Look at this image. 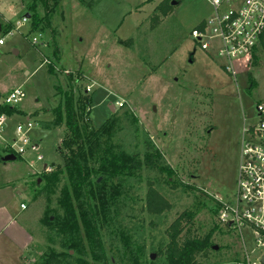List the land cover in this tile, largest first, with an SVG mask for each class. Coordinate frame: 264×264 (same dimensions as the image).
I'll list each match as a JSON object with an SVG mask.
<instances>
[{"label": "rangeland", "instance_id": "rangeland-1", "mask_svg": "<svg viewBox=\"0 0 264 264\" xmlns=\"http://www.w3.org/2000/svg\"><path fill=\"white\" fill-rule=\"evenodd\" d=\"M30 1L0 0L10 23L0 18L5 40L0 47V100L19 87L26 94L0 133V155L13 143L17 125L28 118L29 137L39 146L11 162L7 173L18 180L17 193L23 191L18 209L21 203L26 205L22 218L35 237L30 257L36 262L30 264L42 263L40 257L49 248L63 252L57 238L50 241L54 234L40 225L46 200L36 191L44 185L41 175L46 166L53 170L64 164L59 148L65 124L43 126L54 120L53 110L62 105L57 88L70 91L67 76L76 101L86 94L92 98L82 128L91 123L98 129L117 114L116 143L139 155L157 148L162 163L177 173L178 186L172 188L165 175L143 168L138 178L125 184L116 205H104L103 210L98 204L105 264H135L137 255L142 264H166L168 229L184 212L191 217L181 241L218 228L213 237L216 249L198 256L197 264H240L246 253L256 263L264 247L256 243L251 228L240 232L219 223L220 207L214 198L223 201L236 193L244 121L247 127L255 124L257 107L264 106V52L249 65L245 59L235 61V80L214 50L211 55L202 51L192 31L213 17L208 0H182L165 14L158 8L165 0H47L46 5L38 3L43 23L35 32L30 19L23 22ZM49 64L55 74L48 72ZM250 80L256 83L253 90ZM125 112L137 118L136 126ZM39 155L43 162L37 160ZM149 181L167 201L168 209L161 214L146 210ZM122 231L131 236L129 247Z\"/></svg>", "mask_w": 264, "mask_h": 264}, {"label": "trees", "instance_id": "trees-1", "mask_svg": "<svg viewBox=\"0 0 264 264\" xmlns=\"http://www.w3.org/2000/svg\"><path fill=\"white\" fill-rule=\"evenodd\" d=\"M39 2L46 5L47 0H32L27 5L32 32L37 31L43 23L37 13ZM173 2L179 4L182 0L163 1L158 7L160 12H169ZM154 21H157L156 17L153 18ZM9 29L13 30V26L10 25ZM48 72L55 74L50 64ZM67 79L70 91L64 92L57 88V93L62 97V105L53 110L54 120L43 126L50 129L65 124V137L59 148L64 164L43 173L41 179L44 185L36 191L37 197L46 200L44 216L39 220L40 225L54 234V237L50 236V241L53 243L57 238L63 252L56 254L49 248L48 253L40 257V264H105L101 229L98 225V204L102 205L103 210L104 205H116L123 195L125 184L138 178L143 168L157 171L161 176L165 175L166 183L172 188L178 186L177 173L172 167L162 163L163 154L157 148L139 155L127 152L116 143L113 134L120 126L117 114L98 129H94L90 122L82 128L81 121L90 116L92 98L86 94L76 101L71 77L67 76ZM255 87V81L250 80V90ZM2 113L11 116L15 113V108L0 105V114ZM123 115L127 119L132 118L135 126L138 124L133 114L125 112ZM6 151L15 155L10 148ZM15 156L16 160L21 159L20 156ZM148 183L146 210L150 214H161L168 209L167 201L160 196L152 181ZM58 189L60 191L56 206H52L53 196ZM214 202L221 208L219 200L214 198ZM108 212L110 211L104 212L105 219ZM190 217L189 212L182 213L168 229L169 243L164 252L166 264H197L198 256L214 247L213 237L218 230L216 226L202 237L191 236L181 241L184 224L190 223ZM121 236L126 247H129L131 236L126 231H122ZM139 258V255L134 256L135 264H142Z\"/></svg>", "mask_w": 264, "mask_h": 264}, {"label": "built area", "instance_id": "built-area-1", "mask_svg": "<svg viewBox=\"0 0 264 264\" xmlns=\"http://www.w3.org/2000/svg\"><path fill=\"white\" fill-rule=\"evenodd\" d=\"M214 12L210 20L201 22L198 29L192 31V37L197 41L200 49L211 55V50L226 61L223 69L236 80L237 73L234 62L245 59V65L252 63L259 52H264V0H208ZM28 18L24 17L26 23ZM5 40L0 33V47ZM91 92L86 87L85 93ZM26 98L21 87L11 91L1 106L16 107ZM119 108L123 103L118 102ZM258 121L243 129L240 142V164L237 179V190L226 200H219L221 208L218 211L219 223L242 231L251 228L255 241L264 247V106L258 105ZM8 115L0 114V132ZM32 128L30 118L25 124H18L14 132L15 139L9 148L17 156H22L29 149L37 150L29 137ZM37 160L44 161L39 155ZM46 172L52 167L46 166ZM26 209V205H21ZM243 239V237H242ZM264 254L257 260L263 264ZM250 261V255L240 264H256Z\"/></svg>", "mask_w": 264, "mask_h": 264}, {"label": "crops", "instance_id": "crops-1", "mask_svg": "<svg viewBox=\"0 0 264 264\" xmlns=\"http://www.w3.org/2000/svg\"><path fill=\"white\" fill-rule=\"evenodd\" d=\"M0 18L9 23L1 9ZM5 97L0 100V105ZM244 127H246L245 121ZM10 154L12 153L6 151L4 155H0V264H30L31 261H34L30 257V252L35 237L31 233L32 229L26 223V219L22 218L24 211L27 210L21 208L23 203L18 209V199L23 191L17 193L18 180L7 175L12 163L1 161Z\"/></svg>", "mask_w": 264, "mask_h": 264}, {"label": "water", "instance_id": "water-1", "mask_svg": "<svg viewBox=\"0 0 264 264\" xmlns=\"http://www.w3.org/2000/svg\"><path fill=\"white\" fill-rule=\"evenodd\" d=\"M177 2H173L172 5L175 6L177 5ZM26 17L30 19V14H27ZM2 32V25L0 24V33ZM110 109L112 113L115 111V107L113 105L110 106ZM5 163L7 162H15L16 161V156L13 154L7 155L5 158L2 159ZM100 180V179H99ZM40 183V180L38 181ZM216 249V247H214ZM151 259H154V256L151 257ZM262 263L264 264V258L262 259Z\"/></svg>", "mask_w": 264, "mask_h": 264}]
</instances>
